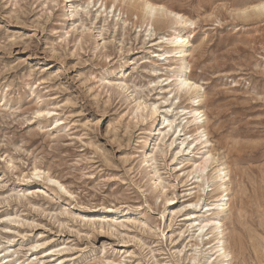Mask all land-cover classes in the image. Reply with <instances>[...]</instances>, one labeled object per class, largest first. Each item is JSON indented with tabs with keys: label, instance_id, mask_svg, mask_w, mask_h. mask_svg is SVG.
<instances>
[{
	"label": "rangeland",
	"instance_id": "obj_1",
	"mask_svg": "<svg viewBox=\"0 0 264 264\" xmlns=\"http://www.w3.org/2000/svg\"><path fill=\"white\" fill-rule=\"evenodd\" d=\"M143 2L190 23L146 19ZM263 2L0 0L1 264H207L212 234L197 225L216 191L189 176L197 150L176 155L174 131L193 127L171 78L182 65L165 54L173 27L189 40L214 165L227 168L230 264H264Z\"/></svg>",
	"mask_w": 264,
	"mask_h": 264
},
{
	"label": "bare ground",
	"instance_id": "obj_2",
	"mask_svg": "<svg viewBox=\"0 0 264 264\" xmlns=\"http://www.w3.org/2000/svg\"><path fill=\"white\" fill-rule=\"evenodd\" d=\"M262 6L264 8V5ZM140 11L141 14L144 16V18L149 20H154V18L157 15L162 14L163 16H165L163 14L164 13L163 11H166V13H169V15L171 16L173 15V17L176 19L175 24L188 25L190 23V21L186 19L184 16L175 13L173 11H169L166 7L162 5H153L149 2H146L144 3ZM166 44H168L170 51H167L165 54L174 55L175 57H178L180 65H182L181 67L178 68V71L171 76V78L176 79L175 80L176 89L179 92L180 91L184 92L188 96L191 105L189 109L179 108L180 111L178 112V116L182 122L187 120L185 123L187 126L186 128L190 129L191 127H193L192 131L190 130L189 132H185L186 129L184 127L181 128V124H182L181 123L178 126V128L174 131L173 136L177 135L178 140L180 141L179 147L177 148L179 151L176 152V155L182 152L184 153L187 152V154H189L192 150H197L199 159L198 162H195L192 165V170L189 172V176L192 177L193 180L196 179L197 181L196 183H200V181H198L197 179L199 180L201 179V181L206 180L205 184L200 186L203 195L206 194L207 192L206 189L207 187L210 186V183L214 184L216 191V195L214 196L212 201L204 206L206 213L213 212V214L210 217H205L201 219L197 225L198 232H200L201 234L204 232L207 234V232L209 231L212 234L211 237L212 241L210 242L211 246L209 248L212 249L213 254L209 256L207 264H210L209 262H211L213 257H215L214 262L218 261V263L221 264H230L232 260V256L230 251L225 245L224 236L221 231L222 225L221 222L219 221V216L225 212L226 207L230 200L229 189L227 185L228 184V174L226 172L227 168L225 164H219V165L217 164L216 166L214 165L216 163L215 162L216 159L209 148L211 144L208 139L207 131L205 128L206 126L205 114L201 110L199 105L200 97L196 95L199 87L190 80L189 76L187 75L188 68L184 66L186 57H188V51L186 50V48L189 44V40L187 37L180 36L178 34L177 28L173 27L170 38L167 40ZM170 80L171 79L169 78L166 79L165 81H170ZM137 110L140 111L143 110V103L141 102L137 103ZM151 116L154 119H159L160 117L159 111L155 109L154 112H152ZM154 124L155 126L153 128L155 130H153V133L149 138L150 142L148 141L149 145L148 148H146L148 153L146 154L144 159V164H146V166L149 167L150 169H153V164H152L153 156H151L152 154L151 151L155 149L157 142L161 138H163L164 140L166 139L167 136L170 135V132L173 131L174 121L170 118V115L167 114L162 116V122L159 120V122L156 121ZM213 165L215 167L211 170V172H209L210 168ZM200 201L201 199L199 198L198 203ZM171 203L173 202L171 201ZM199 236L202 237L207 235H199ZM0 264H1V260H0Z\"/></svg>",
	"mask_w": 264,
	"mask_h": 264
}]
</instances>
